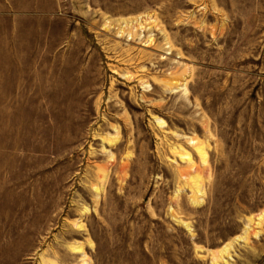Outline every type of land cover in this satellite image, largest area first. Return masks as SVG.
I'll return each instance as SVG.
<instances>
[{"label":"rangeland","instance_id":"rangeland-1","mask_svg":"<svg viewBox=\"0 0 264 264\" xmlns=\"http://www.w3.org/2000/svg\"><path fill=\"white\" fill-rule=\"evenodd\" d=\"M2 2L0 264H264V0Z\"/></svg>","mask_w":264,"mask_h":264},{"label":"crops","instance_id":"crops-1","mask_svg":"<svg viewBox=\"0 0 264 264\" xmlns=\"http://www.w3.org/2000/svg\"><path fill=\"white\" fill-rule=\"evenodd\" d=\"M4 2H2V3H0V4H3ZM4 5V4H3ZM6 6L4 5V7L2 8V9H0V10H6V9H4ZM27 9H36V8H34V7H28Z\"/></svg>","mask_w":264,"mask_h":264}]
</instances>
